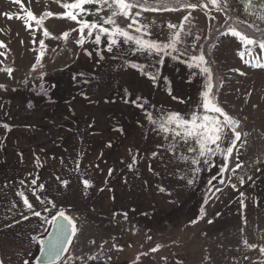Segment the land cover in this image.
Here are the masks:
<instances>
[{"label":"rangeland","instance_id":"1","mask_svg":"<svg viewBox=\"0 0 264 264\" xmlns=\"http://www.w3.org/2000/svg\"><path fill=\"white\" fill-rule=\"evenodd\" d=\"M71 2L22 0L21 8L16 0H0V69H13L11 76L0 71L5 85L0 89V260L40 264V241L53 215L64 211L78 230L57 264H264V255L242 244L245 238L250 244L264 243V68L255 67L253 58L264 62V52L257 47L249 56L236 37L219 35L228 25L251 37L258 33L248 25L264 31V21L251 14L261 12L264 0H252V8L227 0V9L220 12L211 5L143 12L138 19L149 25L152 39L165 40L169 22L192 33H182L185 43L179 45L187 55L162 57V65L129 44L109 52L106 38L97 45L87 29L83 45L78 44L79 25L61 16L67 11L62 4ZM190 2L199 5L201 0ZM29 10L44 16L41 28L34 21L29 28L17 18ZM49 12L55 15H45ZM108 14L104 10L82 18L99 21ZM116 21L121 27L129 22L122 16ZM43 28L52 35L44 37ZM66 31L65 40L61 33ZM196 36L200 40L192 48ZM40 40L42 67L32 71ZM201 52L212 71L214 102L241 123L236 156L223 173L219 153L210 164L203 163L206 157L198 166L185 162L182 157L197 158V153L146 117V112L154 117L178 112L187 118L202 111L208 80L188 66L189 57ZM133 64L156 74V81ZM137 98H143L138 101L143 108L131 102Z\"/></svg>","mask_w":264,"mask_h":264},{"label":"snow or ice","instance_id":"2","mask_svg":"<svg viewBox=\"0 0 264 264\" xmlns=\"http://www.w3.org/2000/svg\"><path fill=\"white\" fill-rule=\"evenodd\" d=\"M20 3L21 8H23L22 0H16ZM245 4L246 8L256 7L252 3V0H241ZM86 5H93V9H88ZM215 8L216 11H225L228 7L227 0H201L199 5L191 3L190 0H73L71 3H64L62 7L67 9V11L61 14L62 18H67L71 21L76 22L79 25L78 31L80 34V39L77 41L78 44L83 45L85 40V29H87V37L94 38V42L99 45L102 42V37L106 38L107 50L111 52L114 47L119 48L122 43L132 45L136 52H143L146 54L154 55L158 59L156 60V65H162L164 59L162 57H171L172 59H180L181 56L187 55V50L181 51L179 45L184 44L185 41L182 37V33L185 36L192 35L190 31H185L184 25H176L169 22L167 28L171 30V33L165 40L152 39L151 32L149 30V25L142 24L138 17L142 15L143 12H163V11H180L188 9H196L197 7L209 8V6ZM261 9L260 13H251L257 15L258 19L264 21V3L259 5ZM136 9V11H133ZM107 10L108 15L101 16L99 21H89L82 18L83 15H99L101 11ZM47 16L55 15L53 13H46ZM191 12L183 17L184 21H188ZM118 16L124 17L129 22L125 27H121L116 18ZM11 19L12 17L9 16ZM23 19L27 27L32 28V22H35L37 29L42 27V21L44 16L37 18L30 10L26 12L23 17H17ZM215 19V17H210ZM230 19V17L228 18ZM227 24V19L225 20ZM249 28H254L258 35L256 37H251L247 34L242 33L237 30L236 27L228 25L225 31L219 33L220 36L236 37L243 48L247 51L249 56L255 48H259L261 52H264V31H261L255 25H248ZM72 31H77V29H72ZM52 34L47 28H43V36L50 37ZM62 37L66 40L69 36V32L61 33ZM57 38V37H53ZM200 40L199 36L195 37V42L191 45L192 48L196 47V42ZM41 51L35 64L32 67V71H36L37 67H42L41 58L44 56V40H40ZM0 46H3V42H0ZM2 55V54H0ZM91 55V53H88ZM245 55V51L240 52L241 58ZM255 59V67L264 68V62H261L259 56L253 57ZM191 61L188 63L189 67H194L200 69L206 76L208 83L206 90L202 93L203 101L201 104L202 111H193L187 118L178 112L164 113L160 117H154L153 113L146 112V117L148 121L154 125L158 126V130L164 133L170 134L171 136L179 137L180 141L189 145L187 151L190 153H197V158H191L184 156L182 157L185 162H190L193 165H200L201 159L203 163L210 164L212 157L219 153L223 158L225 163L221 165V173L229 170L227 161L232 157L233 151L237 146L238 142H241L242 132L238 131L239 121L228 115L224 109L218 106L213 99V84H212V71L208 66V61L205 55L201 52L199 55H191L189 57ZM250 63V61H245ZM133 68H137L142 74L147 76L152 81H156L157 76L154 73L145 70V67L133 64ZM0 71H6L9 76L13 72L12 68H3ZM43 76V73H40ZM5 88V85L0 84V89ZM130 95V94H129ZM175 99V97H173ZM143 98H137L131 101L138 107L143 108L144 103L138 102ZM129 102V101H125ZM7 127V126H5ZM122 131V129H121ZM227 142V147H221L222 144ZM156 155L155 153L153 154ZM173 155L175 151L173 150ZM241 165L237 164L236 167ZM131 168V165H129ZM195 171L199 172L200 168L196 167ZM235 171V169H232ZM111 172V170H110ZM189 184L193 183L192 180L187 181ZM221 179L220 183H223ZM243 182V181H242ZM33 185L36 184V180L33 179L31 182ZM85 188L90 186V182L85 179L82 181ZM64 186H67L68 181H62ZM43 184L39 186L43 190ZM235 187V185H233ZM163 191V189H161ZM22 199L24 205L30 210L33 205L29 202L28 198L25 196L24 192L17 193ZM38 199H40L38 197ZM44 203V201H41ZM53 207L55 205L53 204ZM47 210V209H46ZM33 215L40 217L42 215L39 211H33ZM28 219V217H24ZM48 218L45 217L47 222ZM196 223V221H192ZM51 225L53 229V234L47 241L41 240L40 243L45 245V256L47 258L48 264H57L61 260L63 253L67 252V245L71 244L72 238L77 233L76 222L73 217L66 215L64 211H59L58 215H53L51 219ZM94 243V241H93ZM242 244L245 248L249 250H254L264 255V243H249L245 238L242 240ZM158 249H152V251H157ZM89 259L95 260L96 257H89ZM0 264L3 261L0 260Z\"/></svg>","mask_w":264,"mask_h":264},{"label":"water","instance_id":"3","mask_svg":"<svg viewBox=\"0 0 264 264\" xmlns=\"http://www.w3.org/2000/svg\"><path fill=\"white\" fill-rule=\"evenodd\" d=\"M227 114L230 115L229 113H227ZM230 116H231V115H230ZM231 117H232V116H231ZM240 125H241V123L239 122V127H240ZM52 234H53V229H52V226H51L50 231H49V232L47 233V235H46L43 239H41V240H43V241H47L48 239L51 238ZM69 245H70V244H69ZM69 245H67V249H68ZM65 254H66V252L62 254V256H61V260L64 258ZM61 260H60V261H61ZM37 262L40 263V264H48V262H47V258H46V256H45V245H44V244H41V251H40V253H39L38 257H37ZM58 262H59V261H58Z\"/></svg>","mask_w":264,"mask_h":264},{"label":"trees","instance_id":"4","mask_svg":"<svg viewBox=\"0 0 264 264\" xmlns=\"http://www.w3.org/2000/svg\"><path fill=\"white\" fill-rule=\"evenodd\" d=\"M86 6H89V5H86ZM93 19H94V16H90L88 18V20H93ZM211 41H212V37H209L205 45L207 46V44L210 43ZM216 82H217L216 74L213 72V83L216 85ZM235 156H236V151L234 150L231 159H233ZM230 167H232V165H230Z\"/></svg>","mask_w":264,"mask_h":264}]
</instances>
